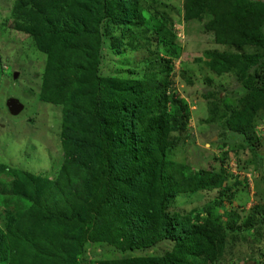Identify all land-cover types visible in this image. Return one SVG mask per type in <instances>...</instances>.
Listing matches in <instances>:
<instances>
[{"label":"trees","instance_id":"16d2710c","mask_svg":"<svg viewBox=\"0 0 264 264\" xmlns=\"http://www.w3.org/2000/svg\"><path fill=\"white\" fill-rule=\"evenodd\" d=\"M10 14L46 56L39 97L61 105L63 160L49 186L16 172L27 187L11 193L28 207L5 232L0 229V263L78 264L85 241L134 250L166 240L171 247L159 255L101 264H215L233 232V222H221L215 212L229 187L222 168L190 172L167 159L189 119L171 83L178 46L170 26L150 30L162 54L147 58L135 76L120 78L97 73L100 23H141L134 3L15 0ZM201 15L208 17L203 26L213 42L228 49L205 51L203 63L216 75L234 70L242 87L232 107L218 102L223 128L250 140L264 114V0L182 1L184 21ZM208 92L219 98V91ZM210 190L219 198L194 216L168 211L177 194ZM250 220L243 222L246 230L254 225Z\"/></svg>","mask_w":264,"mask_h":264},{"label":"rangeland","instance_id":"374dc122","mask_svg":"<svg viewBox=\"0 0 264 264\" xmlns=\"http://www.w3.org/2000/svg\"><path fill=\"white\" fill-rule=\"evenodd\" d=\"M14 1L0 0V229L3 232L28 207L27 200L11 193L21 190L23 183L27 187L16 172L32 174L35 183L49 186L63 160L61 105L39 97L46 56L27 35L26 25L10 14ZM122 1L134 3L142 21L139 24L107 18L101 21L97 73L120 78L140 73L147 58L162 54L151 28L159 23L170 26L178 46V55L172 59L171 83L185 100L189 119L182 141L168 151L167 159L195 172L208 168L219 171L227 160L234 158L239 177L224 172L229 190L220 197L221 204L215 209L221 222H233V232L230 244L215 264H261L264 262V131L254 128V137L247 140L223 128V110L218 102L232 107L242 87L234 70L216 75L205 66L202 57L205 51L228 49L213 42L212 33L203 26L206 15L182 19L183 0ZM244 51L252 49L244 48ZM208 90L219 91V98ZM8 98L16 99L21 109L10 113L5 105ZM258 115L254 126L264 122V114ZM240 171L251 174V183ZM14 184L17 187L13 188ZM218 198L217 190L183 192L175 196L168 211L194 216L200 206ZM248 217L254 225L246 230L243 222ZM170 247L171 242L164 240L145 249L117 250L105 241H85L76 261L101 264L133 256L159 255Z\"/></svg>","mask_w":264,"mask_h":264},{"label":"built area","instance_id":"2783aa9c","mask_svg":"<svg viewBox=\"0 0 264 264\" xmlns=\"http://www.w3.org/2000/svg\"><path fill=\"white\" fill-rule=\"evenodd\" d=\"M255 129L259 130V131H264V122H262L261 124H258L257 126H254ZM256 134H258L257 132H255ZM260 134L262 135V133L260 132ZM236 165V161L234 160V158H230L229 160H227L224 164V168L226 170V173L229 176L232 177H239V175H237V172L235 170V166ZM241 174L243 175V177L245 178L246 181H249L251 183V174L250 173H244L242 171H240ZM248 185H250L249 183H247Z\"/></svg>","mask_w":264,"mask_h":264},{"label":"water","instance_id":"95a60500","mask_svg":"<svg viewBox=\"0 0 264 264\" xmlns=\"http://www.w3.org/2000/svg\"><path fill=\"white\" fill-rule=\"evenodd\" d=\"M16 73H14L12 76L15 77ZM5 105L10 113H15L21 109V105L18 103V101L14 98H8L5 102Z\"/></svg>","mask_w":264,"mask_h":264},{"label":"clouds","instance_id":"9594fccd","mask_svg":"<svg viewBox=\"0 0 264 264\" xmlns=\"http://www.w3.org/2000/svg\"><path fill=\"white\" fill-rule=\"evenodd\" d=\"M225 164V163H224ZM224 164L221 166L222 167V169H223V171L226 173V170H225V168H224ZM227 174V173H226ZM228 175V174H227ZM229 176V175H228ZM232 177V176H231ZM233 178H235V177H233ZM237 178V177H236Z\"/></svg>","mask_w":264,"mask_h":264}]
</instances>
